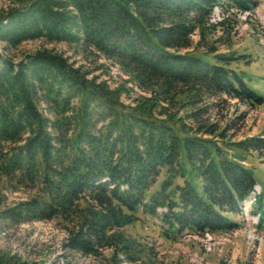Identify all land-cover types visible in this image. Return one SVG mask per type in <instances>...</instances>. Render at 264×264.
<instances>
[{
	"label": "trees",
	"instance_id": "1",
	"mask_svg": "<svg viewBox=\"0 0 264 264\" xmlns=\"http://www.w3.org/2000/svg\"><path fill=\"white\" fill-rule=\"evenodd\" d=\"M16 1L0 16L6 48L64 43L86 59L111 61L128 79L112 87L94 74L103 65L87 70L49 49L17 62L0 56V178L30 193L1 217L59 220L70 250L97 256L116 246L133 260V244L118 230L139 213L163 210L168 238L236 230L227 214L257 185L242 153H264V138L232 144L229 154L202 135H214V124L193 132L178 108L222 95L263 103L216 48L189 52L195 33L200 47L207 32L228 27L225 14L252 12L259 0ZM218 6L223 18L214 24ZM129 84L148 96L132 97ZM253 211H264L263 196ZM0 264L27 263L0 253Z\"/></svg>",
	"mask_w": 264,
	"mask_h": 264
},
{
	"label": "rangeland",
	"instance_id": "2",
	"mask_svg": "<svg viewBox=\"0 0 264 264\" xmlns=\"http://www.w3.org/2000/svg\"><path fill=\"white\" fill-rule=\"evenodd\" d=\"M18 5L16 0H0V16ZM220 18H223L222 12ZM225 19L228 27L207 32L200 47V34L195 33L193 49L189 52L205 53L206 45L216 48V54L230 58L227 65L257 92L263 103H245L222 95L180 107L178 116L193 132L214 124L217 128L214 135L204 132L202 135L212 138L233 154L232 144L264 138V0H259L252 12L240 14L234 11L225 14ZM42 49L63 54L87 70L103 65L94 74L112 87L128 79L111 61L86 59L74 46L64 43L41 39L27 41L17 48H6L0 42V56L12 58L15 62ZM129 87L132 88V97L148 96L133 84ZM122 99L125 104L131 103L126 96ZM193 113H197V118H191ZM242 155L243 165L252 170L257 182L256 195L264 197V153L249 151ZM29 195V192L0 178V253L10 254L27 264H264V211L254 213L250 202L255 200V195L242 204L237 214H227L239 225L229 233L184 231L178 238H168L159 218L163 210H157L158 217L139 213L136 223L118 230L132 242V253L137 260L129 259L116 246L100 250L97 256H85L70 250L66 247L67 227L59 220L14 223L1 217L3 210L27 200Z\"/></svg>",
	"mask_w": 264,
	"mask_h": 264
},
{
	"label": "built area",
	"instance_id": "3",
	"mask_svg": "<svg viewBox=\"0 0 264 264\" xmlns=\"http://www.w3.org/2000/svg\"><path fill=\"white\" fill-rule=\"evenodd\" d=\"M221 12H222V9L219 6L214 8L213 13H212V16H211V19H210L211 23H214L215 24V23H217V22H219V21L222 20L220 18ZM244 14H246V13H244ZM216 19H219V21H216Z\"/></svg>",
	"mask_w": 264,
	"mask_h": 264
}]
</instances>
